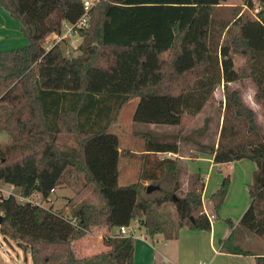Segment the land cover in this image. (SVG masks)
I'll return each mask as SVG.
<instances>
[{
    "label": "trees",
    "instance_id": "1",
    "mask_svg": "<svg viewBox=\"0 0 264 264\" xmlns=\"http://www.w3.org/2000/svg\"><path fill=\"white\" fill-rule=\"evenodd\" d=\"M226 1L95 0L88 25L78 29L79 53L69 56L59 45L44 47L48 34L62 32L67 3L51 6L38 35L36 20L29 19L20 0H0L27 39L21 47L0 51V129L10 138L0 143V182L12 184L21 196L36 193L45 199L79 174L103 204L97 209L82 203L67 216L62 209L0 197V234L29 251L31 264H133V237L113 229L137 220L153 236L162 231L158 209L168 204L176 222L166 239L176 238L182 227L209 231L203 176L188 174L183 190L181 172L168 160L164 175L153 183L158 190L166 185L164 194L140 196L146 189L140 181L148 178L149 169L135 182L118 183L119 139L110 128L128 101L138 97L134 123L177 125L182 132L220 84L226 113L218 144L211 148L213 163L248 159L256 164L239 225L264 242V0H256L257 9L254 0H241L240 6H230L228 19H216ZM235 55L243 58L236 67ZM248 86L254 88L263 122L244 100ZM239 123L244 128L240 136ZM137 135L147 142L145 151H177L176 143ZM71 138L73 148L66 143ZM229 184L230 177H224L210 196L214 215ZM100 228L107 250L78 256L76 242ZM219 245L264 264V253L234 243V230Z\"/></svg>",
    "mask_w": 264,
    "mask_h": 264
},
{
    "label": "rangeland",
    "instance_id": "2",
    "mask_svg": "<svg viewBox=\"0 0 264 264\" xmlns=\"http://www.w3.org/2000/svg\"><path fill=\"white\" fill-rule=\"evenodd\" d=\"M82 1L83 0H20L22 10L28 13L29 19L36 20V24L38 25V35L42 34V30L45 29L44 19L48 15V12L52 5L56 4L57 2L67 3L68 16L66 17V19L63 20V24L66 25L64 31H66L67 28L70 27L73 22L77 21L80 18L82 13ZM90 1L95 2V0ZM229 3H231L232 6H240L241 0H229ZM254 5L255 9H257L259 6L256 0H254ZM232 9L233 8L231 7L218 8V10L216 11V19H228L231 13L233 12ZM215 26L219 25L216 24ZM214 35L215 41L219 40L217 30L214 31ZM55 36V33L48 34L45 37V43H57L63 53L69 56H75L79 53V51L77 50V45L80 42V36L77 31L74 32L73 35L68 36L60 42L55 41ZM26 43L27 39L22 38L21 40L20 37L15 40H5V43L0 44V51L21 47ZM242 62V57L238 55L234 56L235 67L240 65ZM218 88L219 90L222 89L221 84L215 89L214 93ZM246 89L247 87L243 89V94ZM217 97L218 99L220 98V100L213 98L210 102H208V104L206 103L207 108L205 109V115H207L208 117L207 126L209 127L208 139L210 143L214 142V136L219 129L220 116L226 113L225 110H222L224 106L221 105V103H223L222 90ZM138 101V97H134L129 100L128 103L121 109L116 122H114L110 128V132L118 136L119 148L123 150V154L120 155L118 161V183L120 185H126L139 180L142 170L147 167L149 169L147 174L148 178L146 179L149 182L148 184L156 183L158 179V161L155 157L151 156L150 154L138 155L127 153V151L145 150L148 145L144 139L134 136V130L139 131L140 133H149V135L152 136L151 138L158 140V124L153 126L152 130H149L151 128L149 127V124L133 122L132 117ZM257 108L258 109L255 112L257 113L258 120L260 119L261 122H263L262 109L258 104ZM237 129L239 136L243 135L244 128L241 123L237 124ZM9 139V135L5 131L0 129V143L5 144L9 141ZM66 143H68V147L73 148L75 146V141L73 138L68 139ZM219 168L221 169V173L217 172L215 181H211L208 185V188L204 191V204L208 208V210H210V212L213 214V219L211 220L215 227H217L216 230L219 231V236L222 235L223 227L230 228L228 222L226 221L227 219H230L232 224H235V227H238L235 231V233L238 234L239 230H241L243 227L239 225V220L247 209L250 201L248 194V185L247 188H243V179L239 178L237 175L234 177V179H232L231 175H229L232 170H230L229 167H227L226 165H221ZM226 176L230 177L228 191L223 202L221 203L217 215H214L210 196L219 188L222 179ZM75 181L77 184H75ZM80 181H82L81 175H71L69 178V182L71 183L69 185H64L58 189V192L56 193L57 200L55 204L50 205V201H48L47 199H44L41 204L43 205V207L46 208L51 207L54 211H59L61 210V208L64 207L66 208V210H62H64L63 213H65L67 216L71 214L72 209L79 207L82 203H88L97 209L101 208L103 204L99 196L94 193L91 189L81 190V183H78ZM140 182L143 184L144 180H141ZM148 184H146V186ZM161 187L162 190H156L149 194L146 193L145 189H142L140 191V196L150 198L162 196L164 194L166 185H162ZM0 188L10 191V189H8V185L2 182H0ZM185 188L186 186L183 185L182 189L185 190ZM11 191L16 196L19 195L17 188H13ZM245 204H247L246 209L243 210ZM157 218L161 223L162 231L156 233L153 236L148 234L145 228L141 226L137 220H132L130 223V226L134 227L136 230L135 235H132L133 238H136L141 235L143 236V238H146V243H143L139 240H133L138 253L136 255V264H160L161 262V260L158 258V254H155V251L152 246H154L158 250V237L162 239L163 237H165L166 233L171 232V229H173L171 225H174L176 222L175 209L173 205L168 204L159 208ZM116 230L117 229H113V231ZM99 235V232H87L86 235L83 236L85 238L82 237L81 242L83 243V245H90L92 249L87 252L85 250L83 251V249L81 248H78V256L86 257L91 256L100 251H106L107 248L102 245ZM252 237L253 238L248 243L238 241L237 245L243 247L244 249L251 250L252 252H258L261 249L260 246H264V242L259 239L255 234H253ZM219 240L216 242L215 245L218 247V249ZM78 241L76 242V246ZM208 247L209 246L205 244L203 250L200 251L202 253L200 254L199 260L196 264H234L233 259L226 257V254H217L216 252H213L210 247ZM167 263L168 262L165 261V264ZM0 264H31L30 253L29 251H23V249L17 244L16 241L5 240L0 234Z\"/></svg>",
    "mask_w": 264,
    "mask_h": 264
},
{
    "label": "crops",
    "instance_id": "3",
    "mask_svg": "<svg viewBox=\"0 0 264 264\" xmlns=\"http://www.w3.org/2000/svg\"><path fill=\"white\" fill-rule=\"evenodd\" d=\"M222 7H230L232 6L229 3V0L221 4ZM21 25L20 23L13 19L10 14L0 6V44L5 43V40H15L20 37L25 38L22 36L21 33ZM25 45V44H24ZM13 49V48H11ZM8 50V49H6ZM3 51V50H2ZM221 88L216 90L214 93V98L218 99V94L223 93V85ZM254 88L248 86L246 91L244 92V100L255 111H257V104L254 100ZM220 100V98L218 99ZM224 95H223V103L221 105L224 106ZM208 104V103H207ZM207 104L204 105L202 110L196 115L193 122L185 129L184 131H180L177 125H168V124H158V142L161 143H176L177 144V151H167V152H148L145 150L141 151H127L128 154H140L146 155L150 154L151 156L155 157L158 161V178H161L165 172V163L168 160H173L176 162L177 167L181 172V180L183 185L186 186L187 175L190 173H200L204 178V190L202 194V201L204 211L210 213V210L204 204V191L208 188L209 183L215 181L217 172L219 173L221 169L219 168L221 165H226L229 167L231 173V178L237 175L239 178L243 179V188H247L252 181V173L256 169V164L248 159H241L233 162L227 163H213V155L211 152V148H215L219 141V135L221 126L223 123V115L220 116L219 122V129L214 136V142L210 143L208 139V131L209 127L207 126L208 117L205 115V109L207 108ZM224 110V107L223 109ZM119 116V115H118ZM118 119V117H117ZM116 119V120H117ZM116 120L114 122H116ZM261 122V120L259 119ZM113 122V123H114ZM112 123V124H113ZM157 124H149L151 127L149 130L153 129V126ZM112 126V125H111ZM139 131H133L134 136L139 137L137 135ZM136 133V134H135ZM146 133V132H145ZM141 138V137H139ZM142 139V138H141ZM120 154H123V150L119 148ZM221 173V172H220ZM214 175V176H213ZM82 181L78 182L81 183V190L82 189H91L89 186L85 184V180L82 176ZM73 182V181H72ZM71 183V182H70ZM132 183V182H131ZM148 180H144L143 184H148ZM75 184L76 181H75ZM74 184V185H75ZM66 185V184H64ZM64 185H61L55 189H53L50 195L47 197V200L50 201L51 204H55L57 200L56 193L58 189ZM246 205H244L243 210L246 209ZM66 210V208H61ZM63 210V211H64ZM217 227L212 223L211 220V229L209 231L204 230H192L187 227H182L178 230L177 237L171 240L166 239L165 237L160 239L158 237V250L152 246L155 251V254H158V258L161 260L160 264H165V261L168 262L167 264H196L199 260L200 252L203 250L205 244H207L213 252L217 254H226L225 256L228 258H232L234 264H255V256L248 255L244 257L240 254H233L228 253L221 249L219 245V249L216 245V242L219 239H225L231 232L234 230V243L237 244L238 241L248 243L253 238V234L247 231L246 229L239 230V233L236 234L235 231L238 227H223L222 235L219 236V231L216 230ZM94 232H99V238L102 243V235L105 233L103 228L100 229H93ZM249 232V233H248ZM114 233V232H113ZM113 233H111L113 235ZM159 236V235H158ZM220 237V238H219ZM85 238V237H83ZM88 238V237H87ZM82 238L79 239L77 243V250L78 248L83 249V251H90L92 248L90 245H83L81 242ZM133 240H139L143 243H146V238L141 235ZM218 244V243H217ZM82 246V247H81ZM208 247V248H209ZM261 249L258 252H253L256 254H263L264 253V246H260ZM79 251V250H78ZM86 252V253H87ZM223 252V253H222ZM136 246L134 244V252H133V264H136V255H137Z\"/></svg>",
    "mask_w": 264,
    "mask_h": 264
},
{
    "label": "built area",
    "instance_id": "4",
    "mask_svg": "<svg viewBox=\"0 0 264 264\" xmlns=\"http://www.w3.org/2000/svg\"><path fill=\"white\" fill-rule=\"evenodd\" d=\"M93 4H94V1L83 0L81 3L82 13H81L80 18L77 21L73 22L71 24V26L67 28L66 31H64L66 25L62 23V32L59 34L55 33L56 34L55 41L60 42L63 39L67 38L68 36L73 35L74 32H76V31L78 32V29L86 27L88 25L89 12H90V9L92 8ZM44 45H45L44 46L45 50L48 51L54 45H57V43H55V44L54 43H48V44L44 43ZM4 184L8 185V189H10V191L0 188V197H8V196L12 195V196H15L21 202L28 201V202H32V203H35L37 205L43 206L41 203L44 201V199L39 194L34 193L32 195L25 196V197L21 196L20 194L18 196H16L11 191L15 187L12 184H7V183H4ZM45 199H47V198H45ZM205 213L209 217L210 220L213 219V214L211 212L210 213L205 212ZM135 231H136L135 228L130 226V224L128 226H126V225L120 226L117 229V233L119 234V236H129V235L132 236L133 234L135 235Z\"/></svg>",
    "mask_w": 264,
    "mask_h": 264
},
{
    "label": "water",
    "instance_id": "5",
    "mask_svg": "<svg viewBox=\"0 0 264 264\" xmlns=\"http://www.w3.org/2000/svg\"><path fill=\"white\" fill-rule=\"evenodd\" d=\"M159 188H160V187H159L158 185L148 184V185L146 186L145 191H146L147 194H149V193H151V192H153V191L158 190ZM1 222H2V215L0 214V224H1Z\"/></svg>",
    "mask_w": 264,
    "mask_h": 264
}]
</instances>
